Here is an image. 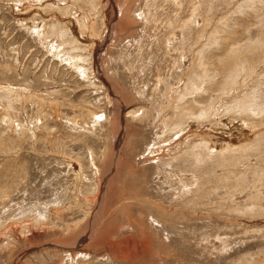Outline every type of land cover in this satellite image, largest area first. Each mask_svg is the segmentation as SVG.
Wrapping results in <instances>:
<instances>
[{
	"label": "rangeland",
	"instance_id": "rangeland-1",
	"mask_svg": "<svg viewBox=\"0 0 264 264\" xmlns=\"http://www.w3.org/2000/svg\"><path fill=\"white\" fill-rule=\"evenodd\" d=\"M0 264H264V0H0Z\"/></svg>",
	"mask_w": 264,
	"mask_h": 264
}]
</instances>
